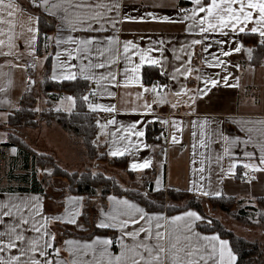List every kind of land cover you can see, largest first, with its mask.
Returning a JSON list of instances; mask_svg holds the SVG:
<instances>
[{"label": "crops", "instance_id": "1", "mask_svg": "<svg viewBox=\"0 0 264 264\" xmlns=\"http://www.w3.org/2000/svg\"><path fill=\"white\" fill-rule=\"evenodd\" d=\"M56 2L57 0H50V5ZM101 2H108V0H101ZM119 2L121 4L119 14L110 13L113 17H147L149 13H152L157 17L168 16L171 20L147 18L144 20H122L115 29L110 24H104L105 30L103 31H85L79 30L81 25L76 23L75 13L69 9V18L78 29L73 31L60 19V16L64 15L62 9H53L52 11L57 14L51 15L42 7L34 6L33 0H5V5L10 3L12 7L0 8V40H4V44L0 45V52L11 51L10 55H1L2 60L0 61V201L6 200L9 196L21 197L24 200L39 197V201L32 199V203L42 206L36 217L41 225L44 222L40 217L63 216L66 212L78 209L80 215L76 219L80 227H77V224L48 220V230L55 233V247L61 249L60 257L64 259H71L69 252L65 250L67 247L64 244L65 241L73 240L77 241L79 245H83L91 243L97 236L113 238L121 235L118 229L97 226L101 220H107L104 213L115 215L117 211L121 210L122 206L116 205L109 199L116 197L135 202L151 215L169 218L160 220L159 223L172 236H180L181 244L187 243L183 237L188 235H191V243L195 245L205 244L204 236L218 235L220 239L229 242V247L236 256L234 264H237V255L230 240L222 237L218 232L201 230L198 223L202 219L193 223L191 233L185 230L186 220L178 221L176 224L171 223V217L182 215L188 210H194L202 217L196 208L190 207L173 213L166 210L149 212L145 205L129 196L109 195L105 199L98 197L86 199L83 195L67 193L65 192L66 181L52 177V166L47 165L40 169L32 155L27 158L17 146L4 145L8 133L14 131L35 150L55 155L59 163L66 169L70 170L64 165L76 166L71 171H80L87 167L95 172L103 171L107 175L116 176L123 187L149 188L153 191L173 188L201 195L199 191L193 190V182H195V188L202 186L203 190L209 193L219 191L222 195L235 197L238 205L247 207L249 211H252L251 207L257 205V200L260 197H264V172H253L251 169L243 167L245 163L258 164L261 148L264 147V60L259 65L252 64L253 51L250 56L247 49L253 50V47L245 45L243 42L244 34H252L260 42L259 35L247 30L244 33H233L227 45L224 46L225 50L235 48L239 43H242L244 48L240 52H232L230 56L223 57L220 53V46L215 43V40L222 38L219 34H212V38L206 42L212 44L208 52L203 50L205 44L189 47L192 39L200 37L198 32L187 31L190 22L183 20L178 9L183 8V5L186 4L191 5L190 0H119ZM205 2H210V0H205ZM41 10L54 17L58 24L57 29L47 37L60 36L63 40L59 47L56 45L55 39L45 40L43 47L45 54L39 56L37 39L32 41V36L38 33L29 31V29L38 27L36 18ZM9 11L12 13L11 16L8 15ZM77 11L82 15L87 14L84 10ZM99 27V24L93 25L94 29ZM251 27L252 25L248 26V28ZM9 36L12 37V43L15 44L12 49L8 47ZM68 36H73L76 39L94 37L96 42L91 48V55L84 59H77L74 53L73 58L69 60L65 49L74 50L76 45L66 42ZM109 36H118L120 44L110 46L107 42ZM126 40H132L140 49H151V51H147V55L160 60V64L153 65L145 62L139 70V83L129 82L127 86H124L125 69H128L131 81L133 75L131 69L140 64V54L137 50L129 49L128 54L123 52V42ZM160 41L163 43L161 44ZM109 47L114 50L118 48V53H116L118 58L115 59V62L106 68H87L84 73L95 77L93 80H87L89 89L93 90L98 97L95 104L114 105L116 108L115 112L93 111L96 121L99 120L101 124H106L113 118L116 120V124H109L105 128L97 125L96 142L104 145L109 157H114L109 154L110 151L115 150L116 147L123 149L127 144L129 151L122 156L115 157H124L126 166L133 175L101 160L88 159L83 143L65 130L72 135L77 147L82 145L81 151H78L81 152V157L71 154L74 147H69V154L61 157L57 151L56 140L59 136H64V133H59L60 131L56 127H41V125L35 129L22 131L6 124L9 114L19 107L20 99L25 91L30 88H40L41 78L45 72L46 58L49 54H51V76L53 77L55 74L58 77L55 80L61 82L65 79L60 77L68 71L66 64L75 65L76 67L72 70L76 71L77 78H83L79 71L81 64L87 65L89 60L92 64L107 63L113 53L106 52L104 57H98L96 50ZM32 48H35L34 53ZM58 52L60 53L59 57L56 55ZM190 52L194 53L191 55V73L187 76L176 74L177 79H171L174 69L181 68L182 65L188 67L187 61ZM210 53H214L226 61V65L210 67L205 64V58L214 64ZM146 68L154 69L150 75L152 81L144 78ZM181 70L183 71V68ZM108 72L116 74L120 86H114L109 81ZM102 75L106 78L99 80ZM225 76H227L226 82L222 79ZM197 77L215 78L218 80V84L215 86L209 84L205 89L202 79H197ZM154 78H161L170 86L169 92L164 96L165 102L163 103L159 102L156 93L151 91ZM145 88L149 91H144ZM182 88L187 91H181ZM198 88L204 89L206 94H197L195 103L190 104V97L196 93ZM108 92H113L115 95L109 96ZM66 96L71 95L63 93L57 96V99L53 101V106L56 109L72 111L75 105L73 106L71 101L63 99ZM154 101L157 102L154 103ZM41 103L45 107L46 99L42 97ZM146 104L151 105L150 111L145 108ZM101 113H107V117H101ZM155 122L160 124L162 133L158 141L153 140L150 143L147 140V127L150 123ZM134 123L136 128L128 131L129 126ZM137 130L144 131L145 135L136 137L133 132ZM173 135L177 138L175 143L172 142ZM121 137L129 139L124 141L120 139ZM224 137H228L227 142ZM201 141H203V146ZM246 151L252 152L254 155L251 158L247 157L244 155ZM144 159L151 160L149 168L131 170V163L142 162ZM233 165H235L234 168ZM230 169L231 171H229ZM245 172L248 173L247 176L244 175ZM242 175H244L245 181L240 180ZM157 180L160 181L159 187L156 183ZM70 197L82 198V200H70ZM141 223L143 224L144 221ZM156 223V220L152 221L153 232L156 230ZM134 227H138V225H130L129 230ZM26 235L33 236L35 234L27 232ZM143 236L142 233L141 239ZM126 242L131 243V240L128 239ZM96 249L97 256H99L103 246L96 245ZM109 250L113 254H118L120 247L111 246ZM49 251L51 252V249ZM91 257L92 254L89 253L84 258L91 259ZM208 264H212V261H209Z\"/></svg>", "mask_w": 264, "mask_h": 264}, {"label": "snow or ice", "instance_id": "2", "mask_svg": "<svg viewBox=\"0 0 264 264\" xmlns=\"http://www.w3.org/2000/svg\"><path fill=\"white\" fill-rule=\"evenodd\" d=\"M192 5L191 8H179L178 11L182 15L184 21H189L187 31L198 32L199 39H192L191 45L193 47L199 44H205L204 51L208 52V49L212 47L211 43H206L212 38V34H219L221 39L215 40V43L220 46L221 56L227 57L232 54V52H240L244 45L239 43L235 48H229L225 50V45L229 42V38L233 33H244L246 30L251 33H256L260 37V44L264 45V0H210V2H205V0H190ZM33 4L36 7H42L44 11L49 12L51 15H56L57 13L52 11L53 9L63 11L64 15L60 16V19L72 28L73 31L78 30L76 24L69 18V9H72L76 16V23L81 25L79 30L92 31L99 30L103 31L104 24H110L113 29L116 28L122 20L131 19H151V20H163L170 21L171 18L168 16L157 17L155 14L149 13L147 17H113L110 13L119 14L121 4L119 0H108V2H101V0H57L56 3L50 5V0H33ZM8 7L11 8L12 5L9 3L5 5V0H0V8ZM77 10H84L87 14H81ZM203 14V15H201ZM8 15L11 16L12 13L9 11ZM38 24L39 17L36 18ZM99 24L98 29H94L93 25ZM252 25L251 28H248ZM35 33L39 32V28L32 29ZM9 49L15 47L12 43V37L9 36ZM37 35L32 36V41H36ZM46 40L55 39L56 45L59 47L63 38L57 36L45 37ZM66 42L76 45L74 50H68V59L71 60L75 53V58L84 59L91 55V48L96 42L95 38L86 39H76L73 36H68ZM108 44L119 45L118 36L107 37ZM162 44L163 41H160ZM4 44V40H0V45ZM129 49H135L140 54V64L134 66L131 69L132 77L131 81L128 76V69H125V79L123 81L124 86H127L129 82L139 83V70L141 65L145 62L159 65L160 60L154 59L153 57L147 55L145 49H140L137 44L132 40H126L123 42V52L125 54L129 53ZM252 49L248 48L247 52L251 56ZM32 52H35V48H32ZM113 53L111 59L105 62H97L92 64L91 60L87 65L81 64L79 71L86 80H93L95 77L91 74L85 75L87 68H106L115 62L118 58L116 53H118V48L113 49L111 47L106 49H97L96 55L98 57H104L105 53ZM11 51L8 53L0 52V55H10ZM81 54H86L82 56ZM193 52L189 53V60L187 61L188 67H184L183 71L181 68L174 69V74L171 79L176 80L177 75L187 76L191 73V55ZM57 57L60 56L58 52ZM212 56V61L210 62L205 58V64L208 66L224 67L226 61L222 60L220 57L216 56L214 53H210ZM129 63L131 61L129 60ZM34 66V65H33ZM68 71L60 77L61 79L74 81L77 79L76 71L72 69L75 65L66 64ZM219 76V73H217ZM53 79L58 77L54 74ZM105 76H100L99 80H104ZM107 78L114 86H120V82L117 81L116 74L114 72H108ZM197 79H202L205 89L207 85L211 84L215 86L218 84V80L210 77H197ZM226 82L227 76L222 77ZM141 87L143 85L141 84ZM167 85H153L151 91L156 93L159 98V102H165V97L158 92V88H166ZM144 91H149L145 88ZM181 91H187L181 89ZM91 94V93H90ZM89 94V95H90ZM109 96H114L115 93L108 92ZM179 94V93H177ZM206 94L204 89H197L196 93L190 97V104L195 103L196 95ZM89 95H83L82 100L87 102V106L92 111H104V112H115L116 108L114 105L105 104H94L89 102ZM63 99L72 102L75 105V97L66 96ZM157 101H154V103ZM176 107V105H173ZM145 108L151 110V105L146 104ZM97 125L101 128L107 127L109 124H116L115 118L108 120L106 124H101L99 120L96 121ZM167 123V121H164ZM175 124V122H174ZM136 124H131L128 131L135 129ZM136 137H143L145 135L144 131L137 130L133 132ZM121 140L127 141L128 137H121ZM225 141H228V137H224ZM238 139V138H237ZM172 142H177L175 135L172 136ZM115 143V141H114ZM203 146V141H201ZM15 151V150H13ZM129 151V146L126 144L123 149L116 147L115 150L109 152L112 156H122ZM245 156L252 157L254 154L252 152H245ZM151 166L150 159H144L142 162H133L130 165L131 170H143ZM233 168L235 165L232 166ZM245 169H251L253 172H264V147L261 148V154L259 157V163H245L243 164ZM47 171V170H45ZM231 171V169L229 170ZM245 176L248 175L247 172L244 173ZM203 178V177H202ZM159 187L160 181H156ZM193 190L199 191L201 195L208 196H221L222 193L217 191L215 193H209L203 190V187L195 188V182H193ZM32 199L39 201V197L29 198L24 200L21 197L9 196L6 200L0 201V264H208L212 261V264H234L236 256L233 254L231 248L229 247V242L227 240L220 239L218 235L204 236L203 240L206 242L203 245H195L191 243V235L184 236L183 239L187 241L185 244H181L180 236H172L169 234L168 230L163 227L160 220H168L169 218L162 216H154L146 212L143 207H140L133 201L128 199H117L116 197H110L109 199L113 201L116 205L122 206L121 210L117 211L115 215L104 213L107 220H101L98 223L100 228H114L118 229L121 235L117 238V242L120 247L118 254H113L109 249L113 244L112 238H102L97 236L91 243H85L79 245L77 241L68 240L64 244L67 246L66 251L69 252L71 259H64L60 257L61 249L55 247L56 236L55 233H51L48 230V220H57L70 224H77V216L80 215L78 209H74L70 212H66L63 216H54L51 218L40 217L43 220V224H39L36 217L39 215L40 207L38 204L32 203ZM70 200H82V198H69ZM123 217V218H121ZM203 219L196 211L188 210L182 215L173 216L170 218L172 224H176L178 221L186 220L185 230L191 233L193 231V223L197 220ZM156 220L155 232H153L152 221ZM141 221H144L142 224ZM130 225H138L129 230ZM77 227L80 225L77 224ZM27 232H32L35 235L27 236ZM144 234L141 239V234ZM196 235H199L196 233ZM130 239L131 243L126 241ZM218 242V244H217ZM96 245H102L103 250L100 251L99 256H97ZM51 249V252L49 251ZM210 249V251H207ZM89 253L92 254L91 259H85ZM55 257V258H54Z\"/></svg>", "mask_w": 264, "mask_h": 264}, {"label": "trees", "instance_id": "3", "mask_svg": "<svg viewBox=\"0 0 264 264\" xmlns=\"http://www.w3.org/2000/svg\"><path fill=\"white\" fill-rule=\"evenodd\" d=\"M38 14L37 48L38 55L42 56L45 54L43 50L45 37L57 29L58 24L54 17L42 10ZM243 42L245 45L253 47L251 63L255 65L261 64L264 60V45H261L252 34H244ZM1 60L2 57L0 55ZM153 71V68L144 70L145 80H151L150 75ZM51 74V54H49L46 58L45 72L41 78L40 88H30L25 91L20 99L19 107L9 114L6 124L11 128L19 129L22 127L37 128L43 123L52 124L55 122L63 130L71 133L83 143L88 159L101 160L108 165L121 168L133 175L128 170L124 157H109L104 145L96 142L98 128L96 116L88 108L87 103L82 100V96L86 95L89 90L87 80L78 77L74 81L65 80L59 82L53 79ZM63 93H68L75 97V107L72 111L56 109L53 106V101ZM42 97L46 99V106L39 110L38 105ZM161 129L159 123H150L147 127L148 142H153L155 133ZM4 145L17 146L19 151L27 158L32 155L35 158L37 167L40 169L45 168L47 165L52 166V177H58L66 181L65 192L67 193L83 195L86 199L94 197L105 199L109 195L129 196L145 205L149 212L166 210L169 213H173L190 207L196 208L203 217L198 223L199 228L207 232H218L222 237L228 238L237 255V264H264V258L259 259V256H256L260 253L259 244L249 242L232 230L225 228L221 222L214 219L210 212L212 211L213 213L215 209L224 212L230 211L238 219L253 222L249 217L247 207H240L235 197L226 195L217 197L203 196L173 188L153 191L149 188L123 187L116 176L107 175L103 171L95 172L90 167L80 171L66 169L59 163L55 155L35 150L23 137L14 131L8 133V138ZM251 209L258 213V223L264 222V197H260L257 200V205L251 207Z\"/></svg>", "mask_w": 264, "mask_h": 264}, {"label": "rangeland", "instance_id": "4", "mask_svg": "<svg viewBox=\"0 0 264 264\" xmlns=\"http://www.w3.org/2000/svg\"><path fill=\"white\" fill-rule=\"evenodd\" d=\"M68 106V105H65ZM43 108V105L41 103V99L38 105V109L41 110ZM41 127H56V129H58V131H60L59 133H64V136H59V138L56 140L58 143V148L57 151L59 152V154L61 155V157L63 155H67L69 154V147L73 148V152L71 154H73L76 157H81V152L79 153L78 151H81V147L82 145L80 144L79 147H77V143L74 142V138L72 137L71 134L65 132L64 130H62L60 128V126H58L57 123H53L50 126L43 123ZM27 129H35V127H22L19 128V130L22 131H26ZM52 133V132H51ZM67 168H69L70 170H74L76 168V166L71 165L70 167H68V165H64ZM210 209V207H209ZM209 211V210H208ZM212 216L214 217V219H216L218 222H221L225 228L232 230L233 232H235L237 235L245 238L246 240H248L249 242L252 243H257L259 244V254H257L256 256H259L260 258H264V222H260L258 223L259 219H258V213L256 211H249V217L250 219H252V221L254 222H250L248 220H243V219H238L235 217V215L233 213H231L230 211H221L219 209H215L212 211H210ZM257 259V258H255Z\"/></svg>", "mask_w": 264, "mask_h": 264}, {"label": "built area", "instance_id": "5", "mask_svg": "<svg viewBox=\"0 0 264 264\" xmlns=\"http://www.w3.org/2000/svg\"><path fill=\"white\" fill-rule=\"evenodd\" d=\"M183 8H191V5H189V4L183 5ZM153 84H155V85H167L166 88H163V89L158 88V92H160L162 96H165L170 90L169 84L166 81H163L162 79H156ZM86 95H89V102L95 104L98 101V97H97L96 93L93 90L89 89L87 91ZM101 117L106 118L107 117V113H101ZM161 133H162L161 130L156 132L155 135H154V140L158 141L160 139V137H161ZM240 180L241 181H245L244 175H242L240 177ZM118 237L119 236H114L112 238L113 239V244L111 246L114 247V248H119V244L117 242V238Z\"/></svg>", "mask_w": 264, "mask_h": 264}]
</instances>
